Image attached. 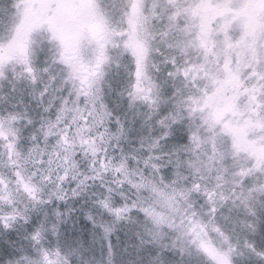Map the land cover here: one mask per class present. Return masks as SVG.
Instances as JSON below:
<instances>
[{
  "label": "clouds",
  "instance_id": "clouds-1",
  "mask_svg": "<svg viewBox=\"0 0 264 264\" xmlns=\"http://www.w3.org/2000/svg\"><path fill=\"white\" fill-rule=\"evenodd\" d=\"M0 264H264V0H0Z\"/></svg>",
  "mask_w": 264,
  "mask_h": 264
}]
</instances>
